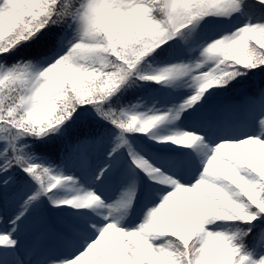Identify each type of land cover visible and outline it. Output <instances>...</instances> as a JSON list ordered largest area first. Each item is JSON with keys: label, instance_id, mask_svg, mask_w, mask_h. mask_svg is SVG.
Listing matches in <instances>:
<instances>
[{"label": "snow or ice", "instance_id": "6c2138e0", "mask_svg": "<svg viewBox=\"0 0 264 264\" xmlns=\"http://www.w3.org/2000/svg\"><path fill=\"white\" fill-rule=\"evenodd\" d=\"M0 264H264V0H0Z\"/></svg>", "mask_w": 264, "mask_h": 264}]
</instances>
